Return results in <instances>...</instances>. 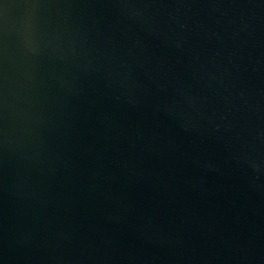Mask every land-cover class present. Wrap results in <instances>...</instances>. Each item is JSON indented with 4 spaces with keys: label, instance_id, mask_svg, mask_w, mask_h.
<instances>
[{
    "label": "water",
    "instance_id": "95a60500",
    "mask_svg": "<svg viewBox=\"0 0 264 264\" xmlns=\"http://www.w3.org/2000/svg\"><path fill=\"white\" fill-rule=\"evenodd\" d=\"M0 264H264V0H0Z\"/></svg>",
    "mask_w": 264,
    "mask_h": 264
}]
</instances>
